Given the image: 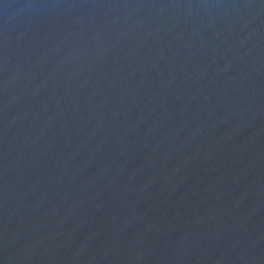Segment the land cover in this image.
<instances>
[{
    "label": "water",
    "instance_id": "95a60500",
    "mask_svg": "<svg viewBox=\"0 0 264 264\" xmlns=\"http://www.w3.org/2000/svg\"><path fill=\"white\" fill-rule=\"evenodd\" d=\"M0 264H264V0H0Z\"/></svg>",
    "mask_w": 264,
    "mask_h": 264
}]
</instances>
